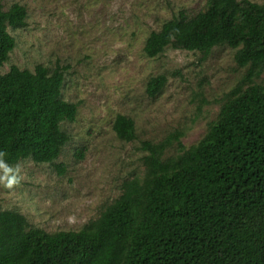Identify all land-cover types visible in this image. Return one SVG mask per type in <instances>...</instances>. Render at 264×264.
Segmentation results:
<instances>
[{
  "label": "trees",
  "instance_id": "16d2710c",
  "mask_svg": "<svg viewBox=\"0 0 264 264\" xmlns=\"http://www.w3.org/2000/svg\"><path fill=\"white\" fill-rule=\"evenodd\" d=\"M27 17L25 6L0 1V68L16 48L9 29L24 28ZM216 47L235 50L246 72L203 138L189 148L179 131L143 142L144 175L125 180L119 198L78 231L49 233L0 207V264H264V3L207 0L151 32L143 51L207 57ZM65 79L62 68L42 64L0 75V152L10 166L54 164L69 144L62 125L76 121L79 105L63 99ZM166 83L150 78L147 94L155 98ZM113 129L121 141L136 140L128 116L119 114Z\"/></svg>",
  "mask_w": 264,
  "mask_h": 264
},
{
  "label": "rangeland",
  "instance_id": "374dc122",
  "mask_svg": "<svg viewBox=\"0 0 264 264\" xmlns=\"http://www.w3.org/2000/svg\"><path fill=\"white\" fill-rule=\"evenodd\" d=\"M0 1L5 9L19 3L28 13L24 28L9 29L16 48L0 75L11 66L60 67L63 99L79 105L76 121L62 125L71 140L60 158L51 165L21 162V183L11 190L0 185L3 210L17 211L49 233L80 230L119 198L125 180L143 176V142L179 131L187 148L198 143L246 72L229 47H216L207 57L171 48L159 58L145 56L151 32L180 11L196 14L207 0ZM159 75L167 83L151 98L148 80ZM119 114L134 120L136 140L118 139L113 125ZM176 152L174 146L166 156Z\"/></svg>",
  "mask_w": 264,
  "mask_h": 264
},
{
  "label": "clouds",
  "instance_id": "9594fccd",
  "mask_svg": "<svg viewBox=\"0 0 264 264\" xmlns=\"http://www.w3.org/2000/svg\"><path fill=\"white\" fill-rule=\"evenodd\" d=\"M5 155V153L0 152V185L11 190L23 180L22 169L20 165L12 167L7 164L4 160Z\"/></svg>",
  "mask_w": 264,
  "mask_h": 264
}]
</instances>
